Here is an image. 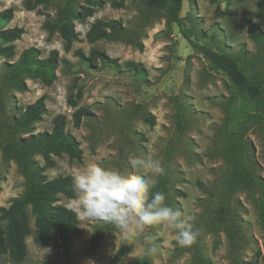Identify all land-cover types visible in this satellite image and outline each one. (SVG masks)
<instances>
[{
	"label": "rangeland",
	"instance_id": "obj_1",
	"mask_svg": "<svg viewBox=\"0 0 264 264\" xmlns=\"http://www.w3.org/2000/svg\"><path fill=\"white\" fill-rule=\"evenodd\" d=\"M66 1L50 0L47 7L25 11L23 0H0V12L13 11L9 21L0 19V33L14 27L24 30L19 40L0 41V84L3 63H15L25 49L37 48L41 59L47 58L51 51H57L59 57L57 78L52 86L26 80V91L6 92L7 119L18 117L24 107L42 96L46 113L34 124L32 134L50 132L53 119L58 115L65 117V129L78 142L82 159L76 162L66 155L52 157L53 167L44 171L47 180L74 175L89 162L128 174L138 171L130 165L129 155L159 159L165 171L156 177L155 185L164 182L166 204L180 210L184 218L195 224L200 215L220 202L217 196L212 197L197 186L199 182L212 190L222 181L227 164L218 147L220 129L228 123L230 129L236 130L254 110L231 87L226 76L203 57L199 46L234 56L245 75L251 79L258 77L246 63L258 58L262 47L248 38L246 29L252 21L264 30V19L256 15L259 0H183L181 25L167 27L163 20L154 22L145 30L142 51L122 42L88 43L86 34L96 21L119 20L123 26L131 27L144 2L102 0L103 7L96 8L91 17L75 22L78 42L68 52L58 35L49 37L42 29L43 23L52 19ZM10 45L14 47L13 56L8 58ZM91 49L117 60L119 68L104 67L98 61L87 68L76 52L81 51L87 57ZM260 69L264 72V57L256 63V71ZM68 98L76 102L75 107L69 105ZM77 109L87 113L79 127L73 124ZM178 114L182 129L178 128ZM147 117H152V125L147 123ZM3 140L0 138V208H7L12 199L23 193L24 177L13 162L2 160ZM244 140L251 150L252 161L257 164L253 171L264 178L261 140L252 130L245 133ZM35 159L44 166L40 157ZM227 204L232 209L233 223L241 231L240 244L233 254L226 233L207 234L201 242L203 254L212 264H264V232L248 194L237 192L227 199ZM56 205L76 214L73 199L59 195ZM77 220L80 232L72 236L71 250L65 258L53 241L46 246L34 241L31 219V233L25 238L27 255L19 264H190V254L177 250L172 230L163 225H155L144 234L154 237L146 243L143 235L128 239L102 221L78 217ZM95 231L100 233L98 247L89 253L87 240ZM150 244L157 248L153 256L145 254ZM0 264L17 263L7 253L0 255Z\"/></svg>",
	"mask_w": 264,
	"mask_h": 264
},
{
	"label": "trees",
	"instance_id": "obj_2",
	"mask_svg": "<svg viewBox=\"0 0 264 264\" xmlns=\"http://www.w3.org/2000/svg\"><path fill=\"white\" fill-rule=\"evenodd\" d=\"M182 1L144 0L131 27L123 26L119 20H99L92 24L87 32V41L90 44L101 40L122 42L142 51L145 30L154 22L163 20L167 27L173 24L181 25ZM48 5L50 0L22 2L25 11H34L37 7ZM103 5L102 0H67L57 8L52 19H47L43 23L42 29L49 37L58 35L64 43L65 51L68 52L72 45L78 42L75 22H84L93 15L96 8H102ZM12 14L11 9L3 10L0 12V19L9 21ZM256 15L264 19V0H259ZM246 30L248 38L262 47L261 55L246 63L253 73L257 72L258 77L251 79L245 75L234 56L218 49L199 46L203 57L226 76L231 87L238 95L246 98L253 105L254 110L236 130L230 129L227 123L219 131L218 147L227 164L220 185L208 190L201 183H197L200 190L208 192L212 197L217 196L220 202L216 208L198 217L194 225L200 230V234L195 243L188 247L177 248L180 252L190 254V264H212L202 251V238L207 234L226 233L234 254L242 236L239 226L233 223L232 209L227 204V199L237 192L248 194L259 214L260 227L264 232V178L253 171L257 164L252 161L251 150L244 140L245 133L252 130L261 140L264 152V72H261V69L256 71V63L259 60L261 62L264 57V30L252 21L247 23ZM23 34L22 28L6 29L0 33V41L10 43L19 40ZM189 42L194 46L193 41ZM13 48L12 45L8 47V58L13 56ZM76 55L87 68L95 66L96 61L104 67L119 68L117 60L109 58L96 49H91L87 57L81 51H77ZM58 66L57 51H51L47 58L41 59L40 51L34 47L23 50L15 63H3L4 75L0 84V138L4 140L1 143V156L4 162H13L24 177V191L20 196L12 199L7 208H0V255L8 253L12 261L17 264L23 262L27 255L25 238L31 233V219L35 230L34 241L39 246H46L53 241L65 258H68L71 250L72 236L80 232L76 214L63 206L56 205L59 195L73 199V175L60 176L52 180H47L44 175L45 169L54 165L52 157L66 155L70 160L81 162L82 153L79 144L66 131L65 117L56 116L50 132L32 134L34 124L46 113L43 96L24 107L18 117L9 120L5 115L4 101L7 91L14 90L20 93L26 91V80H37L44 86L50 87L56 81ZM80 96L78 92L76 98L79 99ZM68 103L71 107L76 106L72 98H68ZM86 115L84 109H77L73 113L74 126L79 127L82 118ZM146 121L153 124L152 117H147ZM177 124L179 129L183 128L180 114ZM36 156L43 160L44 166L39 165ZM152 192L166 194L165 183L159 182ZM180 195L182 196L181 193ZM1 222H5V225L2 226ZM99 237V231H95L87 240L89 253L97 249Z\"/></svg>",
	"mask_w": 264,
	"mask_h": 264
},
{
	"label": "clouds",
	"instance_id": "obj_3",
	"mask_svg": "<svg viewBox=\"0 0 264 264\" xmlns=\"http://www.w3.org/2000/svg\"><path fill=\"white\" fill-rule=\"evenodd\" d=\"M128 160L138 171L125 174L89 162L75 172L72 189L78 219L110 224L128 239L143 235L146 243L154 237L144 234L155 225H163L172 230L178 246L194 244L200 230L180 210L166 204L163 192H152L156 177L165 171L161 161L134 154ZM156 252L153 244L145 249L148 256Z\"/></svg>",
	"mask_w": 264,
	"mask_h": 264
}]
</instances>
